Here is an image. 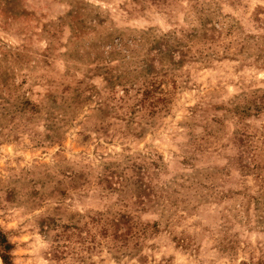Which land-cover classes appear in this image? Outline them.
Listing matches in <instances>:
<instances>
[{"label": "rangeland", "instance_id": "rangeland-1", "mask_svg": "<svg viewBox=\"0 0 264 264\" xmlns=\"http://www.w3.org/2000/svg\"><path fill=\"white\" fill-rule=\"evenodd\" d=\"M1 236L11 264H264V0H0Z\"/></svg>", "mask_w": 264, "mask_h": 264}, {"label": "trees", "instance_id": "trees-1", "mask_svg": "<svg viewBox=\"0 0 264 264\" xmlns=\"http://www.w3.org/2000/svg\"><path fill=\"white\" fill-rule=\"evenodd\" d=\"M0 247L2 248L3 253H0V259L2 264H11L10 256L7 254L9 251V245L7 244L6 240L0 237Z\"/></svg>", "mask_w": 264, "mask_h": 264}]
</instances>
